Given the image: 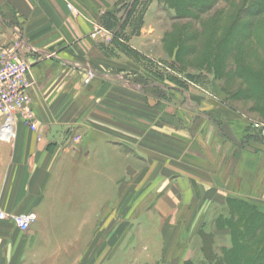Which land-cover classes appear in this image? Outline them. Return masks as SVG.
<instances>
[{"label": "crops", "instance_id": "crops-1", "mask_svg": "<svg viewBox=\"0 0 264 264\" xmlns=\"http://www.w3.org/2000/svg\"><path fill=\"white\" fill-rule=\"evenodd\" d=\"M101 7V0H0L30 49L39 121L37 132L19 125L14 143H0V208L37 215L27 232L0 220V264H87V245L95 256L104 245L98 264H107L137 243L145 264H192L182 236L192 242L215 213L239 202L264 215V141L219 93L196 101L187 118L159 103L157 126L147 122L149 106L141 182L118 173L117 159L134 156L117 141V79L109 73L117 44L97 25Z\"/></svg>", "mask_w": 264, "mask_h": 264}, {"label": "rangeland", "instance_id": "rangeland-1", "mask_svg": "<svg viewBox=\"0 0 264 264\" xmlns=\"http://www.w3.org/2000/svg\"><path fill=\"white\" fill-rule=\"evenodd\" d=\"M101 1L97 25L107 39L117 44L116 67L109 72L117 79V141L121 151L134 156L117 159L119 174L125 169L134 174V179L139 178L136 183L141 182L140 175L145 172L141 158L145 150V113L149 106L155 109L147 122L157 126L159 103L181 108L182 116L187 118L195 114L196 101L207 93H219L251 121L250 125L260 124L256 135L264 141V96L258 95L259 82L264 80V0ZM3 16L0 13V30L17 28L13 20L8 18V24ZM101 116V121L108 118L104 113ZM129 122L132 124L128 126ZM155 133L157 128L150 135ZM123 202L125 196L119 197V208ZM233 206L239 210L215 213L192 242L182 236L181 252L189 253L187 257L191 256L193 263L219 264L215 258L221 259L239 246L244 247L239 251L250 253L252 244L260 240L264 229L253 240L244 237L256 223L247 220L253 217L250 208L241 209L239 202H233ZM122 209L119 223L125 216ZM97 246L95 256L93 245H87V264H98L105 247ZM142 247L140 243L124 244L107 264H145L140 259ZM261 259L259 263L264 264V255Z\"/></svg>", "mask_w": 264, "mask_h": 264}, {"label": "built area", "instance_id": "built-area-1", "mask_svg": "<svg viewBox=\"0 0 264 264\" xmlns=\"http://www.w3.org/2000/svg\"><path fill=\"white\" fill-rule=\"evenodd\" d=\"M0 31V143H14L19 125L32 132L39 129L30 89L33 85L32 65L27 59L30 49L16 28ZM260 128V124H253ZM0 220L12 222L27 232L37 220L35 213L17 214L0 208Z\"/></svg>", "mask_w": 264, "mask_h": 264}, {"label": "trees", "instance_id": "trees-1", "mask_svg": "<svg viewBox=\"0 0 264 264\" xmlns=\"http://www.w3.org/2000/svg\"><path fill=\"white\" fill-rule=\"evenodd\" d=\"M258 93H259L258 94L259 96H264V80H263V82H259V85H258ZM262 99H263V102H264V98L263 97H262ZM262 99H258L257 98L256 101L259 102V101H262ZM258 136L256 135V137L260 138L261 135L259 134ZM231 204H233V203H231ZM241 206H242L241 209H243L247 205L241 203ZM230 208H231V210L233 212H236V211L239 210L235 206L230 207ZM250 210L252 212L253 217L252 218L251 217L250 218H247V220L250 221V219H252L256 223L257 222L259 223V222H263L264 221V217H263L264 215H261L259 213H256L252 209H250ZM221 218H223V217H221ZM230 223L231 222H228L227 224L230 225ZM256 223L254 224V226H253L250 234H249V230H248V232H245L244 233V237H246V239L253 240L254 238H257V232L258 231H262L264 229V222H263V224H259L258 226H256ZM230 226H232V225H230ZM258 237H259V235H258ZM260 237L261 238H260L259 241H257L256 243H253L252 244V249H251L250 253L245 254L242 251H239V250H243L244 251V249H243L244 247L239 246V249L235 248L233 250L231 249V251H228L229 253L224 254V257L223 258H221V259L215 258V260H216L215 263H217V260H218L219 264H256V263H259V261L262 260L261 259V256L264 255V233ZM251 238H253V239H251ZM235 242H237L236 239H235ZM242 243H243V240H242ZM249 254L251 255L252 258H248L247 255H249Z\"/></svg>", "mask_w": 264, "mask_h": 264}]
</instances>
